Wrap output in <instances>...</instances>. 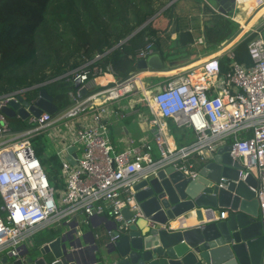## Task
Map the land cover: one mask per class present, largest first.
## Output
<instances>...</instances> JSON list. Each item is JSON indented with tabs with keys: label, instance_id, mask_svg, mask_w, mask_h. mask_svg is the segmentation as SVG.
Wrapping results in <instances>:
<instances>
[{
	"label": "built area",
	"instance_id": "1",
	"mask_svg": "<svg viewBox=\"0 0 264 264\" xmlns=\"http://www.w3.org/2000/svg\"><path fill=\"white\" fill-rule=\"evenodd\" d=\"M233 3L230 16L236 9L244 15L242 21L238 20L237 33L213 51L179 62L167 71V78L154 84L152 92L150 85L143 83L144 69L119 78L110 63L85 62L71 70L76 88L67 91L68 103L56 112L28 114V124L12 130L0 111V254L16 255L25 239L38 228L74 219L76 214L84 218L95 214L110 216L115 221L114 233L109 236L113 239L141 215L131 190L135 180L150 176L155 168L166 164L194 176L196 171L188 159L195 155L205 160L223 143H229L228 152L242 170L251 171L257 179L258 216L264 233V37L256 25L264 17V9L245 28L242 26L264 5V0ZM250 33L246 43L249 62L231 59L228 69L221 70L219 56L232 57L230 44ZM196 41L203 42L202 36ZM151 44L148 40L138 47L135 59L145 58ZM80 88L85 92L81 93ZM136 92L137 101L142 100L153 116L150 121L169 118L176 127H189L191 140L169 144L158 126L153 137L158 156L152 157V145L145 137L134 140L127 136L125 146L114 150L107 133L113 103ZM16 94V90L0 94V105ZM63 120L75 125L54 151L63 182L56 190L49 184L30 138ZM69 145L76 147L73 162L65 158L71 155L66 150ZM124 206L129 212L126 218L121 211ZM201 210L200 218L194 213L175 217L166 227H190L225 214L224 209L208 206ZM103 264L117 263L109 259Z\"/></svg>",
	"mask_w": 264,
	"mask_h": 264
},
{
	"label": "trees",
	"instance_id": "2",
	"mask_svg": "<svg viewBox=\"0 0 264 264\" xmlns=\"http://www.w3.org/2000/svg\"><path fill=\"white\" fill-rule=\"evenodd\" d=\"M200 2L0 0V94L16 90L23 99H32L43 88L60 108L69 101L67 91L76 88L71 70L85 62L110 63L115 75L123 78L136 67V49L148 40L162 61L180 50L189 53L199 34L203 42L197 43L198 49L216 47L229 37L236 22ZM251 34L234 43L232 57L219 56L221 70L228 69L231 59L249 62L246 43ZM6 117L13 130L26 125L17 115ZM171 130L175 139L187 135L175 126ZM31 147L49 184L60 189L63 182L55 152L43 155L40 145L31 143ZM188 160L195 170L204 163L195 155ZM49 231L51 227L36 231L34 241H41L43 233L49 236Z\"/></svg>",
	"mask_w": 264,
	"mask_h": 264
},
{
	"label": "water",
	"instance_id": "3",
	"mask_svg": "<svg viewBox=\"0 0 264 264\" xmlns=\"http://www.w3.org/2000/svg\"><path fill=\"white\" fill-rule=\"evenodd\" d=\"M215 2L222 13H230L234 7L233 0ZM162 63L156 53H150L138 59L135 66L160 67ZM80 92L85 89L80 88ZM57 110L43 88L32 99L16 94L0 105L6 116L17 115L21 119L28 114ZM229 146H218L194 176L166 164L155 168L150 176L135 180L131 190L141 215L117 237L109 238L115 221L106 216L103 217L112 224L106 235H95L91 230L79 232L76 226L82 219L63 220V231L56 229L29 247L21 245L16 255L1 253L0 264H92L105 253H112L117 264H264V233L257 218V180L251 171L242 170L238 160L229 154ZM75 148H66L71 155L65 158L70 162ZM207 206L224 209V216L190 227H166L175 217L194 213L200 218L201 207ZM121 211L126 218L127 207ZM94 216L98 215L87 218Z\"/></svg>",
	"mask_w": 264,
	"mask_h": 264
},
{
	"label": "crops",
	"instance_id": "4",
	"mask_svg": "<svg viewBox=\"0 0 264 264\" xmlns=\"http://www.w3.org/2000/svg\"><path fill=\"white\" fill-rule=\"evenodd\" d=\"M200 1H201L200 3H203V2L207 3L211 7H213L215 10H217V5H216L215 0H200ZM222 14L236 22V24H234L232 28L230 35L233 32L234 33L231 36L229 35L230 36L229 38H232L238 31L237 23L239 19H242L243 14L241 11H238V9H236V13L232 14V16H230L229 12H225ZM198 36H202V34L195 36V41H196V37ZM229 38H227V40ZM227 40H224L223 42H226ZM238 40H240V38ZM238 40L234 41V43H236ZM196 43L198 42L196 41ZM234 43L230 44L231 45L230 49L234 45ZM215 48L216 47H211L207 49L201 48L200 53L199 54L197 53V55H195V53L193 52L186 53L185 50H180L179 52H176V53L167 54L160 67L146 66L145 68H140V70L144 69L143 73H141V75L143 76L142 77L143 83L146 85L149 84L150 86L148 88L152 92L153 89L156 88V85L154 84H157L161 80L167 78L168 77L167 71L168 70L171 71L173 68H175L176 65H179L178 64L179 62H182L189 57H193V56L199 57L201 55H204V53H207L208 51H213ZM150 53H156L158 55L156 51L151 50L148 54ZM134 70H137L136 67L134 68ZM137 98H138V92L128 95V96H122L119 98V100L113 103V106H114L113 111H112V114L108 118L107 133L113 145L114 150L122 149L125 146L127 136L133 137L134 140H138V138L145 137L149 140V142L152 145V149L150 152L152 157L158 156V152L156 148L154 147V143H153V137H154V134L157 132L158 126L160 127V129H162L163 138L169 144L180 145V144L187 142L188 140L192 138L193 134H189V135H186L182 139L181 138L175 139L173 136V132L171 130L173 126L175 125L169 118L156 117L155 121H150L153 116L151 115V113L149 112L146 106H144L143 104L138 105L140 101H137L136 100ZM163 127H165V129H163ZM180 128L181 127H177L178 132L182 130ZM103 216H106L107 219H111V217L107 215H98V216L92 217L91 219H88V218L86 219L82 216V214L81 215L76 214V217L74 219L71 218L65 221L82 219L83 221L78 223V225L76 226V229L79 232L91 230L95 235H99V234L106 235L107 228H110L112 224L109 220H106ZM257 218L259 219V216H257ZM139 222H141V220H139ZM48 227H51V231H54L59 228H60V231H63L65 229V225L62 224V221H60L58 223L46 224L38 228L36 231L37 232L41 230L43 231L44 229H47ZM33 234L28 239H25L24 241L25 246L29 247V245L35 242ZM44 237L48 238L46 233L45 234L43 233V238ZM109 259H114V255L112 253H105L102 257H99L92 264H103L105 260H109Z\"/></svg>",
	"mask_w": 264,
	"mask_h": 264
},
{
	"label": "rangeland",
	"instance_id": "5",
	"mask_svg": "<svg viewBox=\"0 0 264 264\" xmlns=\"http://www.w3.org/2000/svg\"><path fill=\"white\" fill-rule=\"evenodd\" d=\"M256 25L264 37V17L259 18ZM238 26L239 25L237 24V29ZM196 44H192L191 46L192 48L189 49V51L195 53V55H197V53L198 54L200 53V49L197 48ZM24 120H25V124H28L27 119L24 118ZM74 125L75 123H73L70 120H63L57 122L53 127H49L45 130L40 131V133H37L36 136H34V138L32 139L30 138L31 139L30 141L32 145H40L42 147L43 155H48L49 153H52L56 149L60 148L61 140H64V137L69 135V132L73 129ZM180 129H182L183 131L186 130L187 135L192 134V131L190 130L189 127H181ZM47 132H49L52 136L49 135Z\"/></svg>",
	"mask_w": 264,
	"mask_h": 264
},
{
	"label": "bare ground",
	"instance_id": "6",
	"mask_svg": "<svg viewBox=\"0 0 264 264\" xmlns=\"http://www.w3.org/2000/svg\"><path fill=\"white\" fill-rule=\"evenodd\" d=\"M243 1H244V4L247 3V0H243ZM263 9H264V5L256 9V11L252 14V16L246 21V23L242 24L243 28H245L246 25ZM239 20L242 21V19H239Z\"/></svg>",
	"mask_w": 264,
	"mask_h": 264
}]
</instances>
